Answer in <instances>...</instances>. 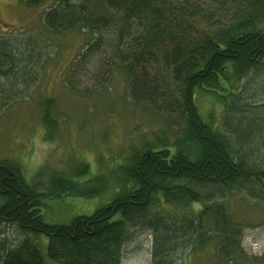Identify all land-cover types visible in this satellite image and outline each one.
Listing matches in <instances>:
<instances>
[{
  "label": "trees",
  "instance_id": "16d2710c",
  "mask_svg": "<svg viewBox=\"0 0 264 264\" xmlns=\"http://www.w3.org/2000/svg\"><path fill=\"white\" fill-rule=\"evenodd\" d=\"M21 2L43 7L20 36L0 33V113L32 90L50 38L77 28L87 37L63 86L74 87L73 73L108 47L96 74L118 73L132 103L169 132L142 137L109 177L101 170L81 180L90 168L79 161L69 170L44 164L33 180L20 160L0 156V226L14 223L24 235L13 246L0 239V264H121L136 229L150 235V264H264V252L243 247L245 225L227 205L235 195L264 210V123L246 97L256 89L248 75L264 85V0ZM196 90L218 100L221 115L203 117ZM51 104L38 111L49 140ZM94 197L101 202L84 212ZM59 200L66 209L78 200L81 213L47 220Z\"/></svg>",
  "mask_w": 264,
  "mask_h": 264
},
{
  "label": "rangeland",
  "instance_id": "374dc122",
  "mask_svg": "<svg viewBox=\"0 0 264 264\" xmlns=\"http://www.w3.org/2000/svg\"><path fill=\"white\" fill-rule=\"evenodd\" d=\"M42 7H27L21 0H0V33L20 36L22 30L39 23ZM86 37L84 32L75 28L57 34L53 40L50 38L46 49L51 56L32 90L10 102L0 113V156L20 160L27 178L34 180L35 172L44 164L54 169L69 170L79 161L87 163L90 168V172L80 177L81 180L101 170L109 177L117 161L124 162L130 148L137 147L142 137L151 140L152 133L165 132L169 128L150 110L132 103L127 96L126 83L118 73H113L111 77L105 75L104 78L96 74L95 67L109 56L108 47L100 48L73 73L74 87L63 86L64 70L78 54ZM247 78L256 89L251 88L253 91L250 89L246 97L250 104L258 105L253 109L264 123V85L258 78L254 82L252 74ZM194 96L203 117H208L211 112H220L218 100L200 90H196ZM47 99L53 102L49 111L55 117L57 126H54L53 132L49 130L54 136L52 140L45 138L44 126L38 115L42 102ZM243 113L251 114V111ZM40 176L42 180L47 177L46 174ZM93 199L84 212H91L101 202L99 197ZM59 202L46 214L47 220L68 221L72 214L81 213L80 207H76L78 200L70 209H66L63 200ZM85 203L89 205L90 202ZM227 205L245 225L242 231L245 250L255 255L263 253L262 202H244L234 195ZM130 231L123 245L121 264H150L151 240L148 231ZM22 237L24 235L16 224L4 223L0 226V239H5L8 246L15 245Z\"/></svg>",
  "mask_w": 264,
  "mask_h": 264
}]
</instances>
